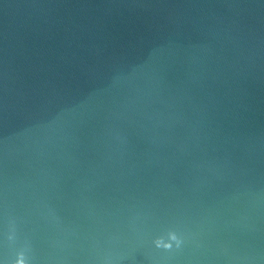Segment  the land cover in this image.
Returning a JSON list of instances; mask_svg holds the SVG:
<instances>
[{"label":"water","instance_id":"1","mask_svg":"<svg viewBox=\"0 0 264 264\" xmlns=\"http://www.w3.org/2000/svg\"><path fill=\"white\" fill-rule=\"evenodd\" d=\"M19 253L264 264V0H0V264Z\"/></svg>","mask_w":264,"mask_h":264},{"label":"clouds","instance_id":"2","mask_svg":"<svg viewBox=\"0 0 264 264\" xmlns=\"http://www.w3.org/2000/svg\"><path fill=\"white\" fill-rule=\"evenodd\" d=\"M170 240L176 241L177 246H179L180 241L177 239V236L174 233H170ZM155 244L157 247L163 246L164 248H170L172 246L170 243H163L161 239H157L155 241ZM15 264H26V260L23 253L18 254Z\"/></svg>","mask_w":264,"mask_h":264}]
</instances>
